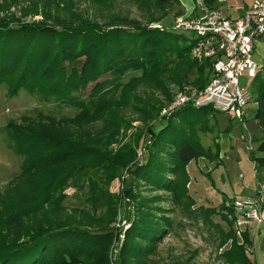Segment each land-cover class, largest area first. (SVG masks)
Here are the masks:
<instances>
[{
  "label": "trees",
  "instance_id": "1",
  "mask_svg": "<svg viewBox=\"0 0 264 264\" xmlns=\"http://www.w3.org/2000/svg\"><path fill=\"white\" fill-rule=\"evenodd\" d=\"M131 1L145 11L147 22L125 16L105 23L86 19L74 23L73 17L66 20L51 14L46 0H0V83L7 93L15 95L24 89L39 101L77 109L72 118L64 120L73 126L63 127L49 119L46 124L5 127L3 143L22 156V168L0 193V264H145L170 226L166 209L155 205L163 200L185 217L213 227L217 248L223 247L218 256L224 262L253 264L244 253L251 243L248 233L240 232V242L235 235L237 215L232 200L219 193L217 206H194L187 191L186 164L198 157L213 161L218 156L217 150L202 146L198 137L213 131L208 124L212 108L185 104L159 116L158 100L141 98L134 90L144 85L169 101L168 85L179 84L192 35L172 29V22L152 23L166 17L174 5V16L182 14L180 2ZM214 1L203 3L210 6ZM37 15L39 19L34 18ZM189 63L186 67H193L197 75L192 82H196L204 64ZM128 71L139 74L122 82ZM249 90L255 103L253 119L264 126V61ZM130 100L139 103L134 104V119L144 124L147 135L145 159L139 163L133 162L130 142L115 150L109 147L119 128L127 129L134 121L115 111ZM99 118L104 122L101 128L83 127ZM156 121L162 123L153 130ZM134 130L130 138L136 142L141 128ZM249 157L264 169V137ZM125 167L129 176L125 185L134 180L165 194L140 197L125 186L123 194L129 203L121 218L128 226L123 229L111 225L119 197L108 193L106 186ZM69 186L85 193L89 210L65 209L61 202ZM213 214L226 229L211 220ZM120 233L122 240L112 246L108 261L109 245Z\"/></svg>",
  "mask_w": 264,
  "mask_h": 264
},
{
  "label": "rangeland",
  "instance_id": "2",
  "mask_svg": "<svg viewBox=\"0 0 264 264\" xmlns=\"http://www.w3.org/2000/svg\"><path fill=\"white\" fill-rule=\"evenodd\" d=\"M46 1L47 10L51 14L57 15L59 18H66V20L73 17L72 21L74 23L84 19L105 23L114 18L125 16L130 19H135L140 23L147 22L145 11L137 9L131 0H107L105 5H98L93 0ZM179 2L180 4L178 7L180 6L182 9V14L174 16V12L177 10V6L174 5L169 10V14L160 21L153 22V26L158 25V23L171 24L170 22H173L177 18H192L199 15L201 9L204 7L203 0H179ZM231 15V18H234L233 12ZM34 18L39 19L40 16L37 15ZM251 60L256 65H260V63L264 61V38L254 43L251 52ZM189 61V58H185L183 60L184 64H181V67L179 66V84L171 83L168 85L171 94V99L169 101H166L164 95L159 91L146 88L144 85L136 86L134 89L136 91L135 93L140 95L141 98L149 99L151 102H153L152 97L156 98L158 100L157 115L161 116L162 110L169 105L175 93L183 86L189 85L199 87L202 85V82H204L207 69L204 67V71L202 70L203 75L198 73L200 77L198 76L196 82H192L197 74L193 72V67L189 66L187 69L186 66L188 64L190 65ZM176 66L178 67V61L176 62ZM138 74L139 71H128L122 78V82H126L132 76H137ZM250 82L251 79L246 80V84L249 85ZM89 86L90 85L82 91V95L87 92ZM134 104L139 103L134 100L127 101L122 106L115 107V111L121 113L124 117L134 119L136 115L133 112ZM112 107H114V105ZM254 109L255 103L251 100L242 107V112L244 114L242 124L234 120H228L223 113L215 111L214 109L209 110L210 116L208 117V124L213 125V131L201 132L198 134V137L202 146L209 147L211 151L217 150V164H219V167L218 170H207L206 172L209 174L205 175V171L202 173L200 169L198 170L199 165L195 164L194 161L196 159L186 164L187 170L193 172L192 176L195 177L196 189L198 188L199 190L198 193L194 192L195 195H193V197L191 196L193 200H195L194 206H217V204L220 203L221 197H219L220 199L218 198V200L215 195L217 192L221 193L217 190L216 186L220 189L222 187L220 173L225 177L223 167H221L223 164L227 165V175L233 180V175L235 173L228 161L227 154H224L222 150L226 151L230 147L236 149L240 148L242 151L244 149V151H247L249 157V151L254 149L255 142L264 137V126L259 125L256 120L253 119ZM76 111L77 109L73 107L63 106L53 102L39 101L24 89H19L15 95H9L5 87L0 83V193H2L7 184L12 183L19 176L22 168V156L12 153L3 143L2 139L5 133V127L9 124L25 125L37 122L46 124L49 119H52L54 122L62 123L63 127H65V125L73 126L70 122H65L64 120L72 118ZM150 122L151 121H148V123ZM161 123L160 121H156L153 123L152 129H158ZM103 124V119L99 118L83 127L96 130L101 128ZM130 125L131 126L127 127V129L119 128L116 134V141L109 147L115 150L119 145L130 142L134 151L133 162H143L145 159L144 145L146 144L145 139L147 136L145 126L142 122L135 119ZM67 127L70 128V126ZM136 127L141 128V134L136 142H134L130 136L133 131H135L134 129ZM222 154H224L222 157L223 161L219 158ZM244 154L240 153L241 165L243 167L248 163L247 155ZM256 167L259 170L263 169L258 166ZM126 168L127 167L122 168L106 186L108 193L119 197V201L117 200L116 203L115 220L111 225L123 226V229L128 226L127 222L121 218L125 211V204L129 203L128 197L123 194L125 186L130 187L131 191L134 194H138L140 197H152L154 194H165L147 185H143L142 183H134V180L130 181V184L125 185L129 177ZM209 177L213 184H211ZM256 179L259 183H262L264 182V175L258 172ZM262 188H264V186H262ZM64 194L65 197L62 199L61 204L67 211H71L72 208L89 210V205L85 201V193H83L81 189L75 190L73 187L69 186L64 190ZM155 205L165 208V212L171 221L168 233L161 242L156 245L155 251L152 255L148 256L145 260V264H228L218 256V253L223 247L217 248V235L213 227L202 224L199 219L196 220L194 218L185 217L176 206L169 205L165 200L156 202ZM261 216L262 218L264 217L263 215ZM210 218L213 222H217L223 229H226V224L219 219L217 214H213ZM254 223V220L242 219L239 224H237L235 219L233 228L238 242L241 241L240 232L246 231L249 235L251 243L250 246L245 247V255L253 264H264V222L258 226H254ZM236 229L238 233H236ZM122 237L120 233L117 235L116 239H113L110 243L107 252L108 261L109 257L113 254L112 246L120 243Z\"/></svg>",
  "mask_w": 264,
  "mask_h": 264
},
{
  "label": "built area",
  "instance_id": "3",
  "mask_svg": "<svg viewBox=\"0 0 264 264\" xmlns=\"http://www.w3.org/2000/svg\"><path fill=\"white\" fill-rule=\"evenodd\" d=\"M171 28L192 35L188 57L204 64L207 73L201 86L187 85L178 90L161 114L185 104L210 106L228 120L242 124V107L251 100L246 80L252 79L260 67L252 62L251 52L254 43L264 35V0L251 1L234 19L224 17L217 10L201 9L192 18L175 19ZM232 206L237 224L242 219L258 223L264 218L253 201L232 200Z\"/></svg>",
  "mask_w": 264,
  "mask_h": 264
},
{
  "label": "crops",
  "instance_id": "4",
  "mask_svg": "<svg viewBox=\"0 0 264 264\" xmlns=\"http://www.w3.org/2000/svg\"><path fill=\"white\" fill-rule=\"evenodd\" d=\"M253 0H215L210 6L204 5L203 10H217L226 18L234 19L241 15L243 10L247 7V5ZM232 12L234 13V18H231ZM264 35L258 40H262ZM263 62V61H262ZM261 62V63H262ZM231 123V122H229ZM258 142V141H257ZM255 142V144L257 143ZM254 144V145H255ZM224 154H227L228 161L230 162L231 168L235 173L233 175V180L229 175H227V165L223 164V172L225 177L220 173V182L221 189L216 186L217 190L220 191L223 195H225L228 199L231 200H241V201H253L255 203V207L257 209L258 214L264 216V182L259 183L256 179L257 173L261 172L264 175V169L259 170L256 165L249 159L247 151H243L240 148H232L230 147L228 150L224 151ZM240 153H245L247 156L248 163L241 165V155ZM222 154L219 158L222 160ZM244 154V155H245ZM195 161V164L199 165L198 170L200 169L203 173L207 170L213 171L218 170L219 164H217V159L213 161H208L203 157H198ZM220 161V162H221ZM188 164V163H187ZM185 169L188 173L189 180L187 182V191L190 196L193 197L194 192L198 193V188L196 189L195 177L192 176L193 172H189L186 166ZM215 183V182H214ZM229 189V190H228ZM231 195V196H230ZM215 197L218 199L220 194L217 192ZM195 199V198H194ZM220 199V198H219ZM218 199V200H219ZM195 201V200H194ZM253 221V220H252ZM255 222V221H254ZM264 222V218L260 222H255L254 226L261 225Z\"/></svg>",
  "mask_w": 264,
  "mask_h": 264
}]
</instances>
